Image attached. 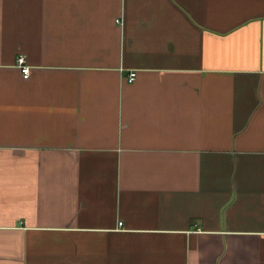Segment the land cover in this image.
Returning a JSON list of instances; mask_svg holds the SVG:
<instances>
[{
  "label": "crops",
  "instance_id": "crops-1",
  "mask_svg": "<svg viewBox=\"0 0 264 264\" xmlns=\"http://www.w3.org/2000/svg\"><path fill=\"white\" fill-rule=\"evenodd\" d=\"M0 264H264V0H0Z\"/></svg>",
  "mask_w": 264,
  "mask_h": 264
},
{
  "label": "built area",
  "instance_id": "built-area-1",
  "mask_svg": "<svg viewBox=\"0 0 264 264\" xmlns=\"http://www.w3.org/2000/svg\"><path fill=\"white\" fill-rule=\"evenodd\" d=\"M117 22L121 23L122 20L121 19H117ZM17 65L21 68V71L24 75L25 78H29L31 75V67L28 65L27 63V58L24 54H20L17 57ZM137 76V72L136 71H132L129 74L128 80L129 81H134L136 79ZM120 225H122V223H120Z\"/></svg>",
  "mask_w": 264,
  "mask_h": 264
}]
</instances>
